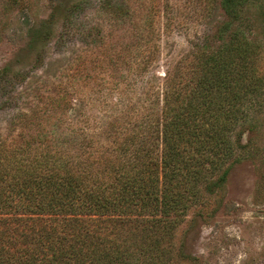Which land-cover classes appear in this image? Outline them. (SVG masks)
I'll use <instances>...</instances> for the list:
<instances>
[{
    "label": "trees",
    "instance_id": "16d2710c",
    "mask_svg": "<svg viewBox=\"0 0 264 264\" xmlns=\"http://www.w3.org/2000/svg\"><path fill=\"white\" fill-rule=\"evenodd\" d=\"M251 1L220 0V44L183 58L158 109L113 123L108 144L0 142V264L197 263L173 249L176 230L192 204L223 187L226 166L247 149L234 132L264 96L244 15Z\"/></svg>",
    "mask_w": 264,
    "mask_h": 264
},
{
    "label": "rangeland",
    "instance_id": "374dc122",
    "mask_svg": "<svg viewBox=\"0 0 264 264\" xmlns=\"http://www.w3.org/2000/svg\"><path fill=\"white\" fill-rule=\"evenodd\" d=\"M244 15L264 71V0ZM226 19L220 0H0V142L108 144L113 123L158 109L183 58L220 44ZM233 138L247 149L176 230L173 249L195 264H264V96Z\"/></svg>",
    "mask_w": 264,
    "mask_h": 264
}]
</instances>
